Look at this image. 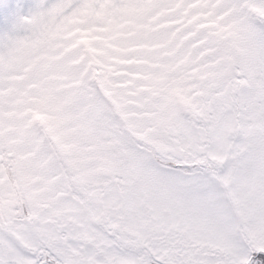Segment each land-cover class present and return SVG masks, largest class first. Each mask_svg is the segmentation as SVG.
<instances>
[{
  "label": "snow or ice",
  "instance_id": "obj_1",
  "mask_svg": "<svg viewBox=\"0 0 264 264\" xmlns=\"http://www.w3.org/2000/svg\"><path fill=\"white\" fill-rule=\"evenodd\" d=\"M0 264H264V0H0Z\"/></svg>",
  "mask_w": 264,
  "mask_h": 264
}]
</instances>
